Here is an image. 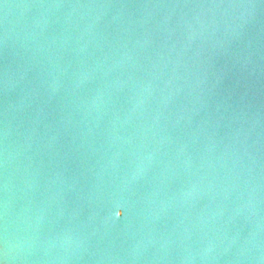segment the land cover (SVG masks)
Listing matches in <instances>:
<instances>
[{"label": "water", "instance_id": "1", "mask_svg": "<svg viewBox=\"0 0 264 264\" xmlns=\"http://www.w3.org/2000/svg\"><path fill=\"white\" fill-rule=\"evenodd\" d=\"M0 264H264V0H0Z\"/></svg>", "mask_w": 264, "mask_h": 264}]
</instances>
